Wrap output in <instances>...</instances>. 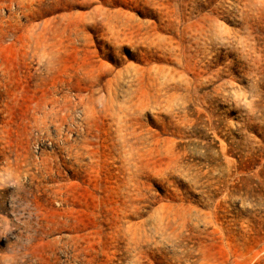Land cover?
I'll return each mask as SVG.
<instances>
[{
    "label": "rangeland",
    "instance_id": "rangeland-1",
    "mask_svg": "<svg viewBox=\"0 0 264 264\" xmlns=\"http://www.w3.org/2000/svg\"><path fill=\"white\" fill-rule=\"evenodd\" d=\"M0 264H264V0H0Z\"/></svg>",
    "mask_w": 264,
    "mask_h": 264
}]
</instances>
